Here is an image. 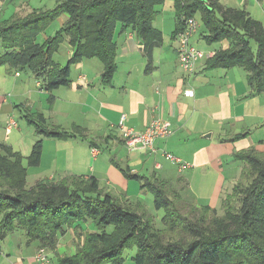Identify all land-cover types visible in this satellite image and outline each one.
Segmentation results:
<instances>
[{
  "label": "trees",
  "instance_id": "1",
  "mask_svg": "<svg viewBox=\"0 0 264 264\" xmlns=\"http://www.w3.org/2000/svg\"><path fill=\"white\" fill-rule=\"evenodd\" d=\"M164 2L59 0L50 10L10 17L0 21V65L27 69L49 94L50 106L53 91L71 84V67L83 59H98L103 64L102 83L109 85L116 70V24L134 30L150 56L162 42L153 21L158 15L156 8ZM173 9V38L183 29L186 18L198 15L207 44L228 43V48L216 50L207 60L206 70L240 67L246 72L250 93L264 95L261 23L247 11L226 8L219 0H173ZM62 15L67 19L54 36L37 43V35ZM64 41L72 55L62 66L52 60V53ZM24 119L39 137L30 155L24 159L11 146L0 144V241L22 230L28 242H38L39 249L48 250L57 264H123V251L133 247L132 264H264V152L249 148L232 156L243 167L232 188L222 194L219 209L188 202L182 197L183 187L155 176L133 174L130 167L111 160L124 177L137 181L143 192L153 195L154 208L163 212V227L156 229L141 203L123 204L109 191L101 190L94 176L41 179L27 189V168L39 165L41 139L67 140L80 135H74L77 127L73 132L46 127L41 113L28 112ZM89 223L94 230H82L81 224ZM65 227L73 228L78 237L73 255L56 253ZM46 255L51 264V256Z\"/></svg>",
  "mask_w": 264,
  "mask_h": 264
},
{
  "label": "crops",
  "instance_id": "2",
  "mask_svg": "<svg viewBox=\"0 0 264 264\" xmlns=\"http://www.w3.org/2000/svg\"><path fill=\"white\" fill-rule=\"evenodd\" d=\"M57 1L4 0L0 2V21L23 17L33 10H50ZM219 2L226 8L247 11L264 28V0ZM156 9L158 15L153 26L161 32L162 42L152 49L150 56L146 55L134 30L117 23L113 34L116 70L110 84L102 83L103 64L98 59H83L71 68L70 79L75 70L71 84L53 91L52 106L47 101L49 94L40 88V81L33 80L30 72L24 78L21 71L0 65V144L11 146L24 159L30 155L39 137L25 120L16 119L22 120L28 112L41 113L49 126L67 132L77 127L78 134L74 135L82 136L55 139L48 143L47 149L48 141L44 140L39 165L27 168V178L30 171L33 182L54 181L64 176H94L97 179L112 176L119 188L110 193L123 204H131L134 195L142 199L146 193L140 186L114 173L110 165L113 160L122 167L125 163L133 174L168 180L175 187H183L181 193L191 201L199 204L202 200V204H208L216 194L219 196L223 192L222 186L215 189L216 181L225 180L226 183L228 179L233 185L239 178L243 164L233 160L235 153L249 148L264 152V95L250 93L246 72L240 67L205 69L207 60L216 50L228 48V43L208 45L202 36L205 32L197 39L196 30L191 43L202 57L195 63V72L187 74L180 67L176 54L173 0H166ZM66 19L62 15L55 21L61 27ZM2 53L0 51V55ZM71 55L69 46L67 61ZM122 115L126 116L125 125L136 132L145 130L152 120L167 121L173 135L156 140L152 153L141 148L130 150L118 128ZM11 123L14 125L10 126ZM246 132L248 136L236 138ZM96 144H105L108 152L115 153V158L109 153L104 158ZM164 153L188 167L179 171V164L167 160ZM225 163L234 165L233 174L224 175ZM206 184L214 185L212 191ZM66 237L69 240L62 244ZM73 241L72 231L65 229L59 237L56 253L63 249L69 255L74 254ZM31 245L35 247L23 255L24 259L16 257L13 264H42L36 258L38 242Z\"/></svg>",
  "mask_w": 264,
  "mask_h": 264
},
{
  "label": "rangeland",
  "instance_id": "3",
  "mask_svg": "<svg viewBox=\"0 0 264 264\" xmlns=\"http://www.w3.org/2000/svg\"><path fill=\"white\" fill-rule=\"evenodd\" d=\"M162 5H160V6H162ZM157 8H159V7H157ZM195 20H197V23L199 24V27H198L197 32H196L197 33V39H199V34H201L203 32V27L200 24L199 16L198 15L195 16ZM56 26L60 27L58 25V21L50 22V24H48L46 26V28L41 33H39L37 35L36 42L39 43V44H43L49 38L48 35L51 34V31H54L53 34L51 35V37L54 36V34L56 33V31L59 29L58 28L56 31L53 30V29H55ZM47 28H48V31H46ZM213 45H215V44H213ZM216 45H218V43H216ZM0 48H1V41H0ZM68 51H69V44L67 43V41H64L63 43L59 44V47H58L57 50L53 51V53H52V60L55 61V62L60 63V65H62V66H65L67 64L66 55H67V52ZM71 51H72V49H71ZM21 72H22V77L25 78V77L29 76L28 75L29 74L28 73L29 71L27 69H25V70H23ZM74 75H75V70H73V72H72L71 79L74 78ZM32 78H33V80L36 79L34 76ZM16 119H17V121H20V122L23 121V120H25L23 117H22V120L19 119L18 117H16ZM46 123H47L46 124V127H48V128L51 129L52 127L49 126L50 124L48 122H46ZM41 140H42V144H43L44 140H45V142L48 141L46 143V147H45L47 149L48 148V146H47L48 143H50L53 140H55V138L43 137ZM96 145H98L100 147L101 152L103 153L102 155L104 156V158H107V156L109 154L112 157L114 156V158H115V153L114 152H110V151L108 152L106 150V148H105L106 147L105 144H96ZM262 149H264V146L262 147ZM45 155H44V157H45ZM117 163H119V162H117ZM233 163L234 164H239V162H233ZM122 164H123V167L124 168L127 167V165L125 163H122ZM230 164L231 163H229L227 165V163H225V165H224V168L226 169V172H224V175L225 176L230 175V173L233 174L234 169L232 170V166H234V165L233 164L230 165ZM110 165H111L112 170L114 171V173L116 172V174H118V176H121V175L123 176V174L119 171V169L117 168V166L113 165L112 163ZM30 169L33 170V168H30ZM41 169L42 170H45V167H42ZM31 172L32 171H30L29 176L26 179L25 187L27 189H29L30 187H32V185L34 184V182H33L34 180H33L32 173ZM124 178H125V180L127 179L129 181H132L136 185L140 186V183H137V181H135L133 179H128V178H126V177L123 176V179ZM107 181H108V184H107ZM224 181H221V182H217L216 181V187H215V189H218V187L221 188V186H222L221 191L223 190V192H221L219 194V196H217V194H216L215 195L216 198L209 200L208 204H202L201 203L202 200H200L199 204L209 206L212 209L213 208L214 209H219L220 208L222 194L227 193L228 192V189L231 186H233L231 184V182H228V179H227V182L226 183ZM98 185H99V188L101 190L109 191L111 193H113L114 190H118L117 188H119V185L117 184V181L114 180V177H112V176L109 177V178L106 177V176L100 177L98 179ZM208 185L209 184H206V187L207 188H210V190L212 191L214 185L212 184L211 187H209ZM206 191H207V189L205 188L204 189V192L206 193ZM181 194H182L183 199H185L188 202H191V200L185 196L186 194H184V193H181ZM131 202H132V204H137V202H140L141 205H142V208L147 212L148 215H150L153 218L154 227L156 229H162L163 224H162L161 219H162V216H163V212L161 210L157 211L154 208V205H153V195L151 193L147 192L142 199L141 198H136L135 195H134L131 198ZM81 228H82V230H85V231H92V230H94V228L92 227V225H90V223H89V225L88 224H86V225L85 224H81ZM65 229H67V230L70 229L72 231V233H73V235L75 237V241H73V244L75 245L74 247L76 249L77 242H78V237L75 234L74 229L73 228H69V227L68 228L65 227ZM65 240L68 241L69 238L68 237L64 238L63 241H61V243L64 242ZM32 243H34V242H28V240H27V238L24 235V233H23L22 230H19L17 232H13L12 234L8 235L4 240L0 241V264H7V262H8V264H13L16 261V257H19V258L22 257L24 259V256L23 255H27L30 252V250L35 247V245H31L30 246V244H32ZM64 243H62V244H64ZM45 252H47V254H49V256H51V264H57L56 257L53 256L48 250H46ZM73 252H74V250H73ZM135 252H136V249L134 247L133 248H130V249H125L123 251V253H122L123 264H132L131 263L132 262L131 261V258L135 255ZM59 254H61V255H64V254L65 255L66 254L69 255V252L66 251V250L60 249ZM103 264H110V263L109 262H104Z\"/></svg>",
  "mask_w": 264,
  "mask_h": 264
},
{
  "label": "built area",
  "instance_id": "4",
  "mask_svg": "<svg viewBox=\"0 0 264 264\" xmlns=\"http://www.w3.org/2000/svg\"><path fill=\"white\" fill-rule=\"evenodd\" d=\"M4 0H0L2 2ZM197 22L195 18H186L184 20V26L175 37L176 40V54L179 61V65L182 70L187 74L195 72V63L202 57V53L199 52L191 43V38L196 31ZM126 116L120 117L118 128L121 132V137L130 150L141 148L149 153L155 151L154 143L158 139L169 138L173 135V131L170 127V123L159 119L152 120L145 130L136 132L125 125ZM14 124H10L13 126ZM167 160L173 163L179 164V171H182L188 167L186 163H180L179 159L175 158L169 153H164ZM36 258L42 264H50L46 252L44 249H39L36 254Z\"/></svg>",
  "mask_w": 264,
  "mask_h": 264
}]
</instances>
